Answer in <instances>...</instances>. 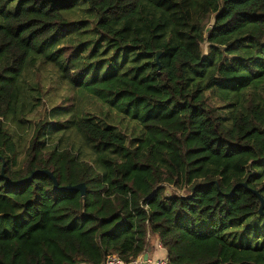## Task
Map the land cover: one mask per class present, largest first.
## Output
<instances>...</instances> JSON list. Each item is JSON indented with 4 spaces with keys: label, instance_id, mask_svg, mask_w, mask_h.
I'll return each mask as SVG.
<instances>
[{
    "label": "trees",
    "instance_id": "trees-1",
    "mask_svg": "<svg viewBox=\"0 0 264 264\" xmlns=\"http://www.w3.org/2000/svg\"><path fill=\"white\" fill-rule=\"evenodd\" d=\"M84 1L89 24L69 15L78 0H0V264H133L155 241L169 264H264V229L246 225L264 221V0ZM37 67L139 139L75 104L33 115L49 91ZM43 170L86 199L26 181ZM239 226L261 245L231 244Z\"/></svg>",
    "mask_w": 264,
    "mask_h": 264
},
{
    "label": "rangeland",
    "instance_id": "rangeland-1",
    "mask_svg": "<svg viewBox=\"0 0 264 264\" xmlns=\"http://www.w3.org/2000/svg\"><path fill=\"white\" fill-rule=\"evenodd\" d=\"M69 15L71 16V18H77L81 21L83 20L87 22V24H89L88 20H92L93 17L94 20L96 19L95 13L89 9L88 4L84 0H78L77 8ZM212 24L213 19L210 18L207 21L206 26L210 27ZM69 30L72 31L73 28H70ZM79 37L81 39H96L99 37V35L91 33L89 35H82ZM96 41H94L93 44L96 43ZM203 51L205 55L208 54L207 44L203 45ZM39 67L35 68V72L39 78V82L42 83L44 87L46 86L49 91L47 96H44L42 101L38 103V105L40 106L38 110L33 113V115L38 116L39 114H41V117L43 119L48 114L49 109L51 108L48 107L49 103H53L54 105L68 104L70 106L72 104H75L76 113L81 111L83 115L93 118L101 124H110L116 127L120 132H122V134L128 139L129 142H135L139 139L140 127L137 123L131 121L130 119L123 118L122 116L118 115L116 111L109 110L104 105L102 106V104L98 100H96L92 95L86 93L82 94L80 90H73L67 84L53 81L45 72V70L41 68L40 71ZM54 96L58 98H54ZM210 104L213 107L219 108H223L226 105L225 101H223V99L217 94H215V96L210 99ZM70 141L71 143L75 144V147L73 149L75 152H78L79 149L84 150L80 148L82 143L80 142L79 138L71 137ZM86 152L90 154L88 150ZM89 154L88 156H90ZM246 225H260L262 226V229H264V221L261 219L255 220L252 224L247 222ZM244 227L245 226H239L238 229H233L235 231L229 238L230 243L238 247H240L241 244H243L245 247L253 248L260 246L262 241H259L256 238V235L258 233L257 227L252 228L249 233H243Z\"/></svg>",
    "mask_w": 264,
    "mask_h": 264
},
{
    "label": "water",
    "instance_id": "water-1",
    "mask_svg": "<svg viewBox=\"0 0 264 264\" xmlns=\"http://www.w3.org/2000/svg\"><path fill=\"white\" fill-rule=\"evenodd\" d=\"M155 54H156V63L158 65V69H159V71H161V68H162V66H161V56H162L163 52L162 51H157ZM38 174L48 175L52 179V181L54 183V188H55L56 192H58V193H61V192H78V193H80L81 197L84 200L86 199V196H87V186L84 183L78 184V185H75V186H64V187H60L59 186V182L56 179V177L51 172H49L47 170L35 171L34 173H32V175L26 181L32 180ZM23 183H25V181L18 182L15 185H21ZM238 187H244V188L249 189L247 183L238 184V185H236L233 188L231 195L235 192V190ZM249 190H251V189H249ZM251 192L255 196H257L259 198V201H260L259 213H260V215L262 217H264V198L262 197V195L258 191L251 190ZM151 252H152V250L149 249L143 255L142 259L140 260V264H149L150 263V253Z\"/></svg>",
    "mask_w": 264,
    "mask_h": 264
},
{
    "label": "crops",
    "instance_id": "crops-1",
    "mask_svg": "<svg viewBox=\"0 0 264 264\" xmlns=\"http://www.w3.org/2000/svg\"><path fill=\"white\" fill-rule=\"evenodd\" d=\"M155 248L154 250L150 253V263L155 262L160 259H167V253L166 251L161 247L159 241H155L154 243Z\"/></svg>",
    "mask_w": 264,
    "mask_h": 264
},
{
    "label": "built area",
    "instance_id": "built-area-1",
    "mask_svg": "<svg viewBox=\"0 0 264 264\" xmlns=\"http://www.w3.org/2000/svg\"><path fill=\"white\" fill-rule=\"evenodd\" d=\"M141 259H142V257H140L133 264H140ZM104 264H125V263L117 255H112L106 260V262ZM151 264H169V261H168V259H160V260H157L155 262H151Z\"/></svg>",
    "mask_w": 264,
    "mask_h": 264
}]
</instances>
